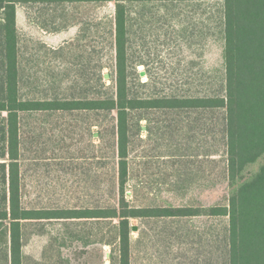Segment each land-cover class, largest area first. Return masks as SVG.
Masks as SVG:
<instances>
[{"label":"trees","instance_id":"obj_1","mask_svg":"<svg viewBox=\"0 0 264 264\" xmlns=\"http://www.w3.org/2000/svg\"><path fill=\"white\" fill-rule=\"evenodd\" d=\"M110 4L114 13L105 34L114 51L113 72L108 75L112 85L103 82L104 67L96 63L91 67L89 60L75 65L82 66L83 73L75 74V82L64 90L66 95L59 94L64 81H57L54 69L46 79L39 59L35 70L27 65L35 62L21 48L17 9L34 10L42 29L59 33L74 24L69 18L78 6ZM158 4L216 7L217 12L211 10L207 16V35L216 29L223 42L224 68L218 88L211 81L204 96L142 97L137 87L147 83L139 79L129 83L138 74L137 66L143 65L129 60L131 36L142 16L134 11ZM53 53L60 54L59 49ZM90 68L94 71L85 79ZM77 112H93L114 121L109 160L115 162L116 202L98 209H28L22 196L24 119ZM142 121L150 123L145 131L150 134L163 122L158 129L176 149L166 158L218 167L220 180L228 184L226 202L207 207L133 205L127 187L131 155L144 131ZM98 138L103 143V133ZM94 158L99 160L98 155ZM202 172L209 178L214 174L204 168ZM199 216L228 220L222 264H264V0H0V240H6L0 243V264H26L23 229L42 221L83 226L106 223L111 234L106 244L116 252L111 264H131L132 233L137 231L132 220ZM74 238L84 240L79 235ZM58 264L70 261L59 258Z\"/></svg>","mask_w":264,"mask_h":264},{"label":"rangeland","instance_id":"obj_2","mask_svg":"<svg viewBox=\"0 0 264 264\" xmlns=\"http://www.w3.org/2000/svg\"><path fill=\"white\" fill-rule=\"evenodd\" d=\"M211 10L217 12L216 7L209 4L176 7L158 4L134 11L137 17L144 16L138 17L139 24L131 36L129 60L130 63L139 60L143 65L137 66L138 74L135 78L131 76L129 83L137 79L140 83H147V86L137 87L142 97L204 96L211 81L218 88L224 68L223 42L216 29L207 35V16ZM113 13L112 4L78 6L69 18L74 24L62 32L53 33L37 24L34 10L19 7L17 25L21 48L26 57L35 62H27L28 67L35 70L39 59L42 77L46 79L54 69L57 81H64L63 88L59 89L61 95H66L64 90L75 82V74L83 73L82 66L75 65L87 64L89 60L92 61L91 67L95 63L104 67L103 82L106 86L112 85L105 76L113 72L114 51L105 32L108 18ZM150 17H153L151 21ZM58 49L60 54H54ZM93 69L86 71L85 79ZM209 76L212 78L210 82ZM113 123L112 118L104 119L93 112L27 116L22 123V196L25 207L98 209L114 204L117 192L115 162L109 160L112 156L109 132ZM141 125L148 127L150 123L142 121ZM151 126L153 128V124ZM159 127L163 128V122L153 128V134L143 128L131 155L127 192L133 205L207 207L225 203L228 184L220 180V169L166 158L176 149ZM100 132L104 136L103 143L98 138ZM96 146L100 148L96 149ZM95 155L99 156L98 161ZM203 168L214 174L209 178L202 172ZM131 223L140 230V233H132L131 264H222L227 218H156L132 220ZM27 229L28 233L38 230L46 233L33 236L23 249L29 258L45 264H58L59 257L56 260L52 256L59 251L71 264H110L107 254L116 255L114 248L105 247L102 242L92 241L86 245L74 238L81 231L85 240L107 241L111 234L106 223L91 222L83 226L48 220ZM54 239H57L54 247L47 251L51 258L46 261L43 259L46 247ZM5 241L2 238L0 243L3 245Z\"/></svg>","mask_w":264,"mask_h":264},{"label":"crops","instance_id":"obj_3","mask_svg":"<svg viewBox=\"0 0 264 264\" xmlns=\"http://www.w3.org/2000/svg\"><path fill=\"white\" fill-rule=\"evenodd\" d=\"M29 209V208H28ZM33 224H31V225H28V226H26L24 229H23V235H24V246H23V249H24V247L25 246H27L28 244H29V242H30V240H31V238L33 237V236H44L46 233H42L40 230H38V231H34L33 233H28V227L29 226H32ZM136 229H137V231L136 232H138V233H140V230H139V228H137L136 227ZM75 235H79V236H82L81 235V231L78 233V234H75ZM89 235H93L92 233H89ZM96 235V234H95ZM94 235V236H95ZM83 237V236H82ZM84 238V237H83ZM56 240L57 239H54L50 244H49V246L48 247H46V255L43 257V259H45L46 261L49 259V258H51V256H47V251H48V249L49 248H53L54 247V242L56 243ZM77 241H80V242H84V244H86V245H90V241L92 242H102L103 243V245L105 246V247H111L110 245H107L106 244V240L105 239H103L102 241L101 240H99L98 241V239L96 240V239H94V240H82V239H77ZM56 245V244H55ZM62 246H64V245H62ZM23 254H24V257L26 258V264H32V262H33V264H45V263H42L41 261H39V260H37V259H31V258H29L24 252H23ZM52 257H54L56 260H58V257L59 258H61V259H64V257H63V254L59 251V252H57V254L55 255V256H52ZM107 257H108V259L110 260V264H111V257H112V254H107ZM35 260V261H34ZM32 261V262H31ZM71 264V263H70Z\"/></svg>","mask_w":264,"mask_h":264},{"label":"water","instance_id":"obj_4","mask_svg":"<svg viewBox=\"0 0 264 264\" xmlns=\"http://www.w3.org/2000/svg\"><path fill=\"white\" fill-rule=\"evenodd\" d=\"M108 75L105 76V79H108ZM144 130L146 131V127H144ZM136 228V227H135Z\"/></svg>","mask_w":264,"mask_h":264}]
</instances>
